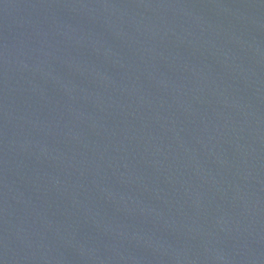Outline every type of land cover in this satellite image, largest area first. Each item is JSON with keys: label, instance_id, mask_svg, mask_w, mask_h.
I'll return each mask as SVG.
<instances>
[{"label": "water", "instance_id": "obj_1", "mask_svg": "<svg viewBox=\"0 0 264 264\" xmlns=\"http://www.w3.org/2000/svg\"><path fill=\"white\" fill-rule=\"evenodd\" d=\"M0 264H264V0H0Z\"/></svg>", "mask_w": 264, "mask_h": 264}]
</instances>
